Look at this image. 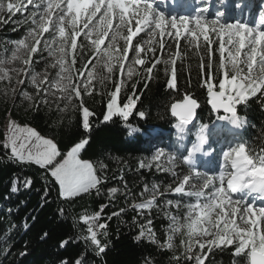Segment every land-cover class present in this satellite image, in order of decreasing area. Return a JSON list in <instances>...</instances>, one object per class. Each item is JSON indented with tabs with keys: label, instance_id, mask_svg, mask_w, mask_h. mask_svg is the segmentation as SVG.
<instances>
[{
	"label": "snow or ice",
	"instance_id": "snow-or-ice-1",
	"mask_svg": "<svg viewBox=\"0 0 264 264\" xmlns=\"http://www.w3.org/2000/svg\"><path fill=\"white\" fill-rule=\"evenodd\" d=\"M29 5L31 10L28 9ZM5 11L11 15L28 11L25 22L30 21V26L24 38L14 42L10 60L0 59V80L11 82V72H15L17 77L23 72L43 104L48 103L49 96H55L58 101L67 102L65 106L72 104L76 108L77 104L73 101L78 99L85 130L89 129L92 113L85 106L84 97L93 95V82L106 87V82L112 81L117 71L131 81L134 76L141 75V70L136 66L146 65L150 53L154 62L142 71L152 77L153 70L162 64L165 75L171 72V79L167 83L172 89L177 86V59L198 57L200 63L197 67L202 77L200 87L206 88L208 103L213 110L223 109L224 113L230 114L218 119L227 120L233 126L239 127L241 124L237 116L238 104L258 93H261L259 99L264 100V29L259 27V24H264V16H261L256 27L241 22L223 23L222 13H218L216 19L206 20L203 11L191 17L166 19L165 15L155 12L148 0H10L6 4L0 0V13ZM141 33L147 38L133 43ZM181 41L183 50L179 51ZM173 45L178 51L173 52ZM213 45L217 46L219 53L217 63L212 59ZM157 47L162 52L166 50V54L156 57ZM41 52L48 54L43 73L36 72L32 63L33 55ZM90 56L94 63H91ZM11 62L22 63L25 68L5 69L2 66ZM89 63L90 68L87 67ZM49 69H54V74ZM213 80L218 82V91ZM19 83L23 84L24 81L20 80ZM126 87L124 79L115 82V91L108 93V111L103 117L104 121H109L114 115L127 121L132 115L137 103L133 96L128 97L122 108L118 106V94ZM21 95L29 101L33 99V94L28 91H23ZM197 107V100L187 95L181 102L171 104V115L178 118L175 125L177 130L185 131ZM138 115L143 117L145 113L140 111ZM206 128L207 125H202L200 130ZM87 143V140H80L62 154L52 139L45 138L34 128L21 127L15 121H10L4 148L11 150L9 159L21 164L38 165L45 171L46 177L50 175L58 185V196L68 199L89 193L92 189H96L97 195H100L98 185L102 183V177L97 175L93 163L79 156ZM194 151L202 152L194 144L187 156L183 157L189 169L195 167L192 163ZM164 155L163 150L157 151L151 160L142 162L140 167L151 168L153 161H160ZM166 160L168 167L161 168L163 161L155 165L158 170L168 171L174 177L164 191L194 197L195 203L181 205L179 201L165 202V207L174 205L187 211L183 221L165 212L170 223L166 230L167 240L160 246L174 249L175 238L180 236L185 258L194 259L195 264H203L206 257L201 253L206 248L211 253L214 249L223 250L235 245L233 255L239 259L233 260L232 264H264V207L257 208L243 199H233L231 195L241 190H249L251 194L256 181H264V149L257 152L246 147L244 142L231 145L222 152L218 175L207 172H197L194 176L181 175L175 170L177 158L169 155ZM104 167L100 165L101 171ZM190 179L193 182L190 183ZM32 183L30 177L23 180L16 177L11 192H18V185L29 188ZM173 184L178 186L173 187ZM117 191L114 187L109 193L115 194ZM163 194L159 185H145L140 193L143 199L133 204L132 208L151 210L156 207L157 196ZM257 198L264 199L260 196ZM104 207L106 205L101 206L100 212ZM124 211L120 209L121 213ZM112 215L117 216L118 213ZM99 218V212L82 217L88 224L87 232L90 234L85 239H90L91 245L98 250L97 254L105 251L98 234L108 235L107 231L98 232L106 228L104 224H96ZM133 223H136L135 218ZM151 225V219L141 225L136 239L147 238L158 243ZM44 235L46 237L47 233ZM67 243V240L63 241L64 245ZM197 248L199 251L194 252ZM174 259L179 260V257ZM75 264H85L83 257L77 259Z\"/></svg>",
	"mask_w": 264,
	"mask_h": 264
},
{
	"label": "trees",
	"instance_id": "trees-1",
	"mask_svg": "<svg viewBox=\"0 0 264 264\" xmlns=\"http://www.w3.org/2000/svg\"><path fill=\"white\" fill-rule=\"evenodd\" d=\"M7 1L4 0L5 4ZM19 15L16 12L10 18L17 20L15 26L9 20L0 21V43L6 38L18 40L28 29V23L23 22ZM182 50L181 41L179 51ZM176 51L178 49L173 45V52ZM163 53L157 48L156 57H161ZM89 58L91 63L95 62L91 56ZM212 59L214 62L215 56ZM47 62L44 52L33 55L32 63L36 70H45ZM152 62L154 59L151 60L149 55L146 65L136 66L141 70V75L134 76L131 81H127L117 71L113 80L106 82V87L94 82L93 95L84 97L85 106L92 113L87 130L83 128L82 108L78 106V99L73 101L77 104L76 108L72 104L65 106L67 102L58 101L55 96H49L48 103L43 104L26 82L19 83L13 96L5 99L0 95V264H75L81 257L85 264H187L184 251H179L181 245L178 236L174 249L160 246L167 240L166 230L170 223L165 212L176 216L178 209L165 207L166 199L162 196L157 197L156 207L151 210L138 211L132 208L133 204L143 199L140 193L145 185L151 187L155 183L164 188L170 180L166 171L156 168V163L151 168L140 167L142 162L147 163L145 158L149 154L144 145L146 138L142 139L141 134L135 135L133 140L128 138L126 127L132 125L142 130L169 128L175 121L170 111L171 104L181 101L186 95L197 100L195 117L198 122H211L213 113L208 105L207 90L200 87L202 77L197 67L200 63L198 57L177 59V86L174 89L169 88L167 83L171 79V72L165 75L162 64L153 70L152 77L142 71L144 67H150ZM91 63L87 65L88 68ZM204 71L207 72L206 67ZM121 79L126 81L127 87L118 94L119 102L126 103L128 97L133 96L137 100L136 106L127 121L118 115L104 121L108 93L115 91V82ZM213 83L216 84L215 90L218 89V82L213 80ZM21 91L33 94V99H25ZM260 96L261 93H258L236 106L237 114L248 122L242 142L257 152L264 149V100L259 99ZM140 111L145 113L143 119L137 116ZM7 119L29 125L42 136L52 139L62 154L80 140H87L79 156L93 163L97 175L102 177V183L98 185L100 195H97L96 189H92L76 197L61 198L58 196V185H55L50 175L46 177L45 171L38 165L21 164L9 159L11 150L4 148V125ZM166 132L163 130L158 133L162 135ZM177 156V168L185 170L181 153H177ZM101 164L105 166L102 171ZM16 177L21 180L30 177L33 183L29 188L18 185L19 191L13 193L11 187ZM114 187L118 191L110 194L109 190ZM102 205L106 207L100 212ZM122 208L125 209L123 213L120 212ZM98 212L100 218L96 224L106 225L105 229L98 232L108 233L106 237L98 234L101 246L105 248L99 254L90 239H85L90 234L87 232L88 224L82 220V217ZM114 212L118 215L113 216ZM134 218L136 223H133ZM148 219L152 220L151 227L158 243L147 238L136 239L140 226L146 224ZM65 240L68 241L66 245L63 244ZM234 250L214 249L209 253L206 248L201 254L206 257L203 264H232L233 260L239 259L233 255ZM174 257H179V260Z\"/></svg>",
	"mask_w": 264,
	"mask_h": 264
},
{
	"label": "rangeland",
	"instance_id": "rangeland-1",
	"mask_svg": "<svg viewBox=\"0 0 264 264\" xmlns=\"http://www.w3.org/2000/svg\"><path fill=\"white\" fill-rule=\"evenodd\" d=\"M180 0H177V4H179ZM7 2H10V0H8ZM6 2V3H7ZM148 2L152 3L155 9V12L157 14H163L165 15L166 19H171L173 17L175 18H179L180 16H195V15H199L201 13V11H203V14L206 18V20H212V19H216L217 18V14L218 13H222L221 16V22L223 23H231V22H241V23H246L249 27H256L259 24V21L261 19V7L264 3V0H258V1H254V0H224L223 3L220 2V0H186V3L184 4L183 8H181V10L178 13H166L164 12V10L159 9V2H155V0H148ZM255 6V11L252 12V8ZM28 9L31 10V5L28 6ZM231 9V10H230ZM260 11V12H259ZM258 13H260L258 15ZM19 18L23 20V22H25V17L29 14L28 11H24V12H19ZM243 14H246L247 17L244 18ZM249 14H252L251 16H249ZM12 17L11 14H9L7 11L0 13V21H6L9 20V23L12 25H17L18 22L15 19H10ZM28 23V28L30 26V21L27 22ZM264 24H259V27L264 29ZM28 29L25 30L20 39L24 38V36L26 35ZM47 35V34H45ZM144 38L146 39L147 37L145 36L144 33L139 34L137 37L134 38V40H138ZM18 39V40H20ZM18 40H10L8 38L3 39L2 43H0V59H4V60H10L11 58V53L12 50L14 48V42L18 41ZM183 42V41H182ZM158 48V47H157ZM217 46L213 45V54L212 56H215V60L214 63H217L219 60V53L216 51ZM46 55V58L48 56L47 52H44ZM166 54V51L163 53V55ZM143 55V54H142ZM151 57V60L154 59V57L152 56V54H149ZM162 55V56H163ZM156 56V53H155ZM48 61V60H47ZM5 69H12V68H16V69H24L25 66L22 63H16V62H11V63H6L4 65H2ZM52 74H54L55 70L52 69ZM36 72H40L43 73L45 70H36ZM12 76V80L11 82H9L7 79L4 80H0V95L3 98H8L13 96L16 92H17V88L19 85V81L23 80L24 82H26V84L29 85L28 83V77H26L23 72H21V74L17 77L15 72H11L10 73ZM94 83V82H93ZM217 91L219 89H216ZM23 91H21L22 93ZM209 99V98H207ZM124 103H120L119 99H118V106L119 107H123ZM197 110V109H196ZM212 110V120L211 121V128L212 131L209 133V135H207V146L208 147H213V148H220L221 146H226L229 147L231 145H235V142H233V140H237L235 137L238 134V132H236L237 130L240 129L243 130V128H246L248 126V122L247 119L245 117H243L240 114H237V116L241 119V124L239 127L233 126L231 125L227 120L224 119H218V117H223V116H229L230 114H224L221 112H216L213 109ZM108 109H106L105 111V115L107 114ZM83 116V115H82ZM137 116L139 118L140 117L137 113ZM10 121H14L12 119H7V121L5 122L4 125V140L6 142V138L8 135V125ZM209 122V121H205ZM178 123V120H175L174 123H172V125L170 126V130L167 133H163L162 135H160L157 131L158 129L155 127L153 129H139L136 128L132 125H127V134H128V138H131L132 140L134 139L135 135H140L142 139L146 138L145 140V144L147 149H148V156L145 158V161L148 162L149 160H151V158L155 155V153L157 151L163 150L164 152V156L161 157L160 161H153V163H161V161H163L164 163H161V167H168L169 165L167 164V156L172 155L175 156L176 158H178L177 154H174L176 152V150H178L179 152H183L184 156H187L188 152L192 149L193 145L196 143V134L199 132L198 129L200 127V123H197L198 125H191L189 127L185 126V131L184 132H180L179 130L176 129L175 125ZM194 123V122H193ZM192 123V124H193ZM18 124V123H17ZM21 127L27 126V127H31L29 125H23V124H19ZM33 128V127H31ZM134 129V130H133ZM208 130V129H207ZM230 131L233 133L234 131L236 133L232 134L234 135L233 138H230ZM207 132V131H206ZM208 133V132H207ZM158 134V135H155ZM173 134V139H172V143L170 144H163L161 143L162 141H164L167 137H170ZM221 136L222 137V141H226V143H220L221 140L218 139V137ZM48 138V137H45ZM190 138V139H189ZM50 139V138H49ZM153 139V140H152ZM74 146V145H73ZM72 146V147H73ZM173 147H176L177 149L173 150ZM70 150V149H69ZM183 156V157H184ZM219 156L222 157V154L219 153ZM81 158V157H80ZM59 159V158H58ZM82 159V158H81ZM87 160V159H86ZM183 160V158H182ZM89 161V160H88ZM221 159H219L217 157V160L215 161V165L214 168L216 169L214 172H210L207 171V174L209 175H218L219 174V164ZM90 162V161H89ZM192 163L194 164V162L192 161ZM203 166L204 164L201 162V160L197 161L195 163V167L192 169H189L188 165L185 164V170H179L178 168H176L175 170L180 173L181 175L183 174H190V176H194L195 173L199 172L201 174H204L205 172L203 171ZM169 175V180L171 184L174 180V177L168 172L166 171ZM193 182L190 179V183ZM198 183V182H197ZM168 184V185H169ZM167 185V186H168ZM166 186V187H167ZM178 186L177 184H173V187ZM166 187H160V191L164 192V194L162 195V197L164 199L167 200H172V201H179L182 205L188 204V203H195V198L194 197H187L184 194H176L174 192H165L164 189ZM186 191L188 190V186H185ZM208 191V190H205ZM233 199H243L245 201H247L249 204L254 205L255 207H261L260 205H257L253 202V196H249V195H244V194H237V193H232L231 194ZM241 195V196H240ZM257 196H259V194H257ZM158 197V196H157ZM173 197V199H169ZM165 201V202H166ZM165 204V203H164ZM168 208V207H167ZM173 210L176 208L174 205L172 206ZM187 209L186 208H180L178 209V214L176 216L179 217L180 221L184 220V216L186 214ZM175 216V215H174ZM83 220V219H82ZM178 238H180V236H178ZM223 248V246H222ZM227 248H234L235 249V245L232 246H228L224 249ZM216 250H220L221 249H216ZM179 251L185 253V248L183 246L179 247ZM199 249H194V252H198ZM202 254V253H201ZM186 263L187 264H195L194 259H187L186 258Z\"/></svg>",
	"mask_w": 264,
	"mask_h": 264
},
{
	"label": "clouds",
	"instance_id": "clouds-1",
	"mask_svg": "<svg viewBox=\"0 0 264 264\" xmlns=\"http://www.w3.org/2000/svg\"><path fill=\"white\" fill-rule=\"evenodd\" d=\"M207 142H208V139L206 135V129L199 130L198 135L196 134V143H195L197 149L203 150ZM196 153H200V151H194L193 156ZM194 187H198V186L194 185ZM253 193H257L259 194L260 197H264V181H259V180L256 181V183L254 184Z\"/></svg>",
	"mask_w": 264,
	"mask_h": 264
},
{
	"label": "water",
	"instance_id": "water-1",
	"mask_svg": "<svg viewBox=\"0 0 264 264\" xmlns=\"http://www.w3.org/2000/svg\"><path fill=\"white\" fill-rule=\"evenodd\" d=\"M190 97V96H189ZM207 98H208V96H207ZM183 100V99H182ZM181 100V101H182ZM181 101H178V102H181ZM177 103V102H176ZM208 105H209V107L211 108V105L208 103ZM197 109V108H196ZM196 109H195V111H196ZM212 109V108H211ZM170 111H171V107H170ZM214 111H216V112H221V113H224L223 112V109H219V110H214ZM224 114H228V113H224ZM195 118V114H194V116H193V119ZM174 119L175 120H178V118H176V117H174ZM157 128V127H156ZM158 130L157 131H161V128H157Z\"/></svg>",
	"mask_w": 264,
	"mask_h": 264
},
{
	"label": "bare ground",
	"instance_id": "bare-ground-1",
	"mask_svg": "<svg viewBox=\"0 0 264 264\" xmlns=\"http://www.w3.org/2000/svg\"><path fill=\"white\" fill-rule=\"evenodd\" d=\"M159 1H161L162 3L167 4V1H169V0H158V1H156V2H159ZM171 3H172V2H171ZM243 192H244V190H241V191H239L237 194H243Z\"/></svg>",
	"mask_w": 264,
	"mask_h": 264
}]
</instances>
